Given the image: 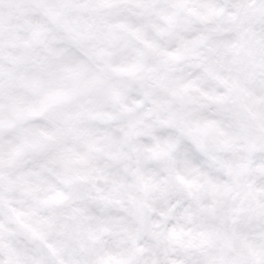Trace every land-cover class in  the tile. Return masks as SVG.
Masks as SVG:
<instances>
[{
	"label": "clouds",
	"instance_id": "1",
	"mask_svg": "<svg viewBox=\"0 0 264 264\" xmlns=\"http://www.w3.org/2000/svg\"><path fill=\"white\" fill-rule=\"evenodd\" d=\"M0 264H264V0H0Z\"/></svg>",
	"mask_w": 264,
	"mask_h": 264
}]
</instances>
